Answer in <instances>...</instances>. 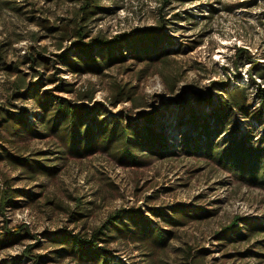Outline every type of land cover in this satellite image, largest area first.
Returning a JSON list of instances; mask_svg holds the SVG:
<instances>
[{
    "label": "rangeland",
    "instance_id": "obj_1",
    "mask_svg": "<svg viewBox=\"0 0 264 264\" xmlns=\"http://www.w3.org/2000/svg\"><path fill=\"white\" fill-rule=\"evenodd\" d=\"M81 1L0 0V40L10 43L7 61L16 64L28 82L53 71L33 67L27 57L41 52L52 58L59 52L63 31L49 33L40 23L47 20L62 28L80 9ZM161 24L170 37L169 43L163 44L168 52L164 59L149 63L130 57L102 73L81 77L64 69L62 78L76 82L79 88L95 90L93 102L86 104L89 109L95 102L107 104L109 118L127 114L136 121L141 112L156 114L171 138L172 151L182 141L181 130L190 126L186 114L194 109L202 115L216 105L222 85L227 89L245 86L250 105L260 106L250 74L264 72V0H102L89 28L93 36L110 38ZM70 45L64 41V47ZM238 48H246L248 53L239 55ZM249 55L258 65L248 63ZM17 75L20 73L9 76L0 71V113L2 108L14 112L25 108L11 95ZM257 82L264 87L259 77ZM52 86H44L43 91ZM117 87H133L143 105L135 108L132 101L110 105ZM32 113L33 107L27 106V115L32 118ZM1 135V150L50 158L45 162L58 169L53 175L31 179V172L0 162V187L9 184L22 192L16 199L18 207L0 213V239L23 226L30 234L20 243L1 248L0 264H35L37 259L41 260L37 264H74L56 257L48 237L60 230L89 232L119 209H141L151 227L160 226L171 233L164 247L146 249L126 240L112 243L109 249L120 263L264 264V248L257 244L264 234L231 240L224 247L216 237L238 218L262 222L264 189L239 179L207 155L182 151L163 157L143 155L140 165L126 166L102 151L80 158L62 154L53 136H9L3 131ZM184 204L214 210V214L188 219L185 225L166 226L149 211L151 207L166 210ZM78 214L82 215L77 219ZM242 225L239 220V228ZM37 240L42 244L36 246Z\"/></svg>",
    "mask_w": 264,
    "mask_h": 264
},
{
    "label": "trees",
    "instance_id": "obj_2",
    "mask_svg": "<svg viewBox=\"0 0 264 264\" xmlns=\"http://www.w3.org/2000/svg\"><path fill=\"white\" fill-rule=\"evenodd\" d=\"M101 1L82 0L80 9L62 28L53 26L47 20L46 23H40L49 33L59 29L63 31L57 44L59 52L52 58L44 57L41 52L26 58L33 67L44 66L46 71H53L40 80L28 82L16 64L8 63L10 43L0 40V71H6L9 76L20 73L12 81L11 95L13 100H21L25 105L20 112L2 108L0 139H3L2 131L9 136H53L57 139L61 148L59 152L62 154L80 158L102 151L126 166L140 165L143 155L163 157L180 151L188 155L200 153L211 157L239 179L264 189V87L257 82V77L264 81V72H257V76L250 74V80L257 87L259 107H256L257 104L254 107L250 105L245 86L227 89L222 85L223 90L216 105L202 115L194 109L186 114L185 121L190 126L181 130L182 141L180 145H174L173 151L170 148L171 138L159 124L156 114L141 112L136 121L127 114L109 118L107 104L95 102L90 109L87 106L86 102H93L95 90L79 88L76 82L62 78L64 69L81 77L87 73H102L114 65L124 63L130 57L139 62L150 63L168 56L163 44L169 43L170 37L163 33L164 24L133 29L110 38L93 36L89 23L101 9ZM66 40L71 42L69 47H64ZM244 53H248L246 48L237 49V54ZM247 61L258 65L251 55L247 57ZM47 85L53 86L43 91ZM61 94H68L73 98ZM126 101H132L135 108L143 105L141 98L135 96L133 87H117L110 105L116 107ZM27 106L33 107L32 118L27 115ZM258 133L259 136L256 135ZM47 160L50 158H32L0 149V162L6 161L15 169L31 172V179L46 173H56L58 167L48 164L45 162ZM20 194L22 192L9 184L0 187V213L5 215L9 208L18 207L16 199ZM149 211L161 218L166 226H181L188 219L214 214V210L186 204L170 206L166 210L151 207ZM81 215L78 214L77 219ZM239 220L244 222L240 228L246 232L240 230ZM148 221L149 218L141 209H119L89 232L82 234L60 230L50 235L48 241L54 246L56 257L67 258L74 264H123L115 260L109 249L114 242L126 240L141 243L146 249L164 247L168 242L171 233L160 226L151 227ZM23 230H26L25 234L21 233ZM262 234L264 218L257 223L238 218L218 232L216 237L222 240L220 245L224 247L231 240H249L253 235L258 237ZM29 235L26 227H20L16 233L0 239V249L20 243ZM42 242L37 240L36 246ZM257 244L264 248L263 239L257 241ZM33 247L34 245L27 247L24 255L28 256ZM248 251L253 253L252 249ZM39 261L41 260L37 259L35 264Z\"/></svg>",
    "mask_w": 264,
    "mask_h": 264
}]
</instances>
